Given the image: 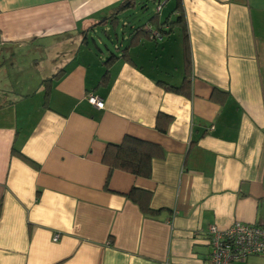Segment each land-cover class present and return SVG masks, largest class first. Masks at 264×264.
I'll return each instance as SVG.
<instances>
[{
	"label": "crops",
	"instance_id": "1",
	"mask_svg": "<svg viewBox=\"0 0 264 264\" xmlns=\"http://www.w3.org/2000/svg\"><path fill=\"white\" fill-rule=\"evenodd\" d=\"M125 1L0 0V264H203L209 226L264 225V0L162 7L161 38ZM126 135L160 148L149 177L103 163Z\"/></svg>",
	"mask_w": 264,
	"mask_h": 264
},
{
	"label": "trees",
	"instance_id": "2",
	"mask_svg": "<svg viewBox=\"0 0 264 264\" xmlns=\"http://www.w3.org/2000/svg\"><path fill=\"white\" fill-rule=\"evenodd\" d=\"M155 4V11L150 17L148 18L149 21L157 17L161 11L162 6L166 3L167 0H151ZM135 3L137 5V9H141L140 11H143L147 8V2L145 0H140V2L137 3V0H127L120 4L118 6L119 8L128 9L129 6ZM141 3V4H140ZM133 11V10H131ZM129 11V12H131ZM174 18L171 19L169 23H179L183 21V12L181 8V0H175V5L173 8V12H175ZM165 21L160 22L156 21V29L160 34L164 33L166 31L165 27ZM145 25H138L134 26V31H141L145 32L144 29ZM147 32V31H146ZM127 46H125L122 50H126ZM188 51V49H187ZM118 56L116 54L111 53L109 55L105 62L108 63L112 61L113 59L117 58ZM165 84V83H163ZM169 90L179 91L180 87H173V86H166ZM170 119V116L167 114H163L159 112L156 117V128L164 132L166 129L165 124ZM13 152L22 159L24 162L31 166H35V163L21 154L19 151L14 150ZM160 152V148L153 143L141 140L139 138L126 135L123 137L121 142L119 143H108L105 151L102 156V161L105 163L110 170L112 169H119L123 171H127L129 173H132L134 175L143 176V177H149L151 173V162L153 158ZM137 194V195H136ZM129 198L135 202L139 209L147 214L152 215L158 210L152 209L149 206V193L137 190L136 188H132V190L128 194Z\"/></svg>",
	"mask_w": 264,
	"mask_h": 264
},
{
	"label": "built area",
	"instance_id": "3",
	"mask_svg": "<svg viewBox=\"0 0 264 264\" xmlns=\"http://www.w3.org/2000/svg\"><path fill=\"white\" fill-rule=\"evenodd\" d=\"M149 31L151 37L161 38L156 29L149 27ZM86 99L97 109L104 107L103 99L93 92H88ZM206 237L209 253L203 264H232L250 254H264V225L236 221L226 228L209 226Z\"/></svg>",
	"mask_w": 264,
	"mask_h": 264
},
{
	"label": "rangeland",
	"instance_id": "4",
	"mask_svg": "<svg viewBox=\"0 0 264 264\" xmlns=\"http://www.w3.org/2000/svg\"><path fill=\"white\" fill-rule=\"evenodd\" d=\"M140 2V0H137V3ZM145 2H147V8L143 11H140L141 9H136L134 11H131V12H128L126 14V17L127 18H132L131 19V22H132V25L134 24H143L145 23L148 18L150 17V15H152L155 11V4L151 1V0H145ZM141 4V3H140ZM175 5V0H167L166 1V5H163V9H164V15L170 11L171 8H173V6ZM122 17V16H121ZM147 26L144 27V29L150 34V31H149V27L151 28V26L148 25V27L146 28ZM97 32V35H99L103 41L108 44V45H111L109 41H107L106 37L103 36V32L99 30H96ZM117 34L119 36V39L121 37H124L126 35V33H122L121 31V25L119 26V29L117 30ZM99 47L101 49H104V44H99ZM113 50V49H112ZM1 65V64H0ZM5 93L3 92V90H0V98L1 99H5ZM0 104L3 105V101H0Z\"/></svg>",
	"mask_w": 264,
	"mask_h": 264
}]
</instances>
